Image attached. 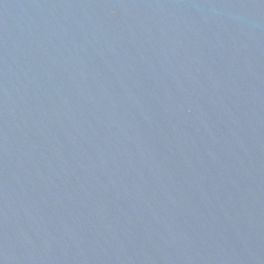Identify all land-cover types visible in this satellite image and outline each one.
Masks as SVG:
<instances>
[{"label":"water","instance_id":"obj_1","mask_svg":"<svg viewBox=\"0 0 264 264\" xmlns=\"http://www.w3.org/2000/svg\"><path fill=\"white\" fill-rule=\"evenodd\" d=\"M0 264H264V0H0Z\"/></svg>","mask_w":264,"mask_h":264}]
</instances>
